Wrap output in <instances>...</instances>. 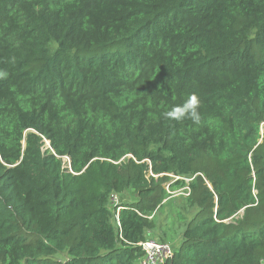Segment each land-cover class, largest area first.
Segmentation results:
<instances>
[{
    "label": "trees",
    "instance_id": "1",
    "mask_svg": "<svg viewBox=\"0 0 264 264\" xmlns=\"http://www.w3.org/2000/svg\"><path fill=\"white\" fill-rule=\"evenodd\" d=\"M178 190L165 264L264 262V0H0V264H139Z\"/></svg>",
    "mask_w": 264,
    "mask_h": 264
},
{
    "label": "rangeland",
    "instance_id": "2",
    "mask_svg": "<svg viewBox=\"0 0 264 264\" xmlns=\"http://www.w3.org/2000/svg\"><path fill=\"white\" fill-rule=\"evenodd\" d=\"M45 147H48V143L45 142ZM173 195L171 196L172 198H174V200H171V202H169L168 204H166V206H164L156 215L155 217V222L157 226V231H156V235L151 236L149 239L155 240V241H159V239H157L158 235L166 233L169 234L168 235V239L165 240L164 243H167L168 245L172 246V247H176L178 245V242H180V231L177 228V224L174 227L172 224L173 221V209L176 206H180L181 205V201H182V196L184 194H181V190L175 191L174 193H172ZM132 200L134 196H129ZM241 214V213H240ZM240 214L237 216L239 217ZM236 217V218H237ZM174 227V228H173ZM170 233L171 236H170ZM178 235V237H177ZM59 259V258H58ZM264 264V262L262 263Z\"/></svg>",
    "mask_w": 264,
    "mask_h": 264
},
{
    "label": "built area",
    "instance_id": "3",
    "mask_svg": "<svg viewBox=\"0 0 264 264\" xmlns=\"http://www.w3.org/2000/svg\"><path fill=\"white\" fill-rule=\"evenodd\" d=\"M64 164H69L68 158H63ZM188 190V188H185ZM185 196L188 193H184ZM111 207L116 209V213L121 209L119 207V196L117 194H113L110 198ZM119 227V224H118ZM144 255L141 258L139 264H165L173 255L172 246L168 245L164 242H159L155 240L148 239L139 244Z\"/></svg>",
    "mask_w": 264,
    "mask_h": 264
},
{
    "label": "clouds",
    "instance_id": "4",
    "mask_svg": "<svg viewBox=\"0 0 264 264\" xmlns=\"http://www.w3.org/2000/svg\"><path fill=\"white\" fill-rule=\"evenodd\" d=\"M199 107V98L195 94H192L182 105L173 107L171 110L164 112L163 116L166 119L177 121L188 118L198 124L201 120V116L198 111Z\"/></svg>",
    "mask_w": 264,
    "mask_h": 264
},
{
    "label": "water",
    "instance_id": "5",
    "mask_svg": "<svg viewBox=\"0 0 264 264\" xmlns=\"http://www.w3.org/2000/svg\"><path fill=\"white\" fill-rule=\"evenodd\" d=\"M243 211H241V213H242Z\"/></svg>",
    "mask_w": 264,
    "mask_h": 264
}]
</instances>
